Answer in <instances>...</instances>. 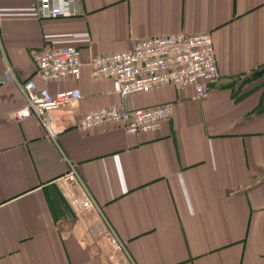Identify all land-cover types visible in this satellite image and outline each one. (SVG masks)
<instances>
[{
	"label": "crops",
	"instance_id": "crops-1",
	"mask_svg": "<svg viewBox=\"0 0 264 264\" xmlns=\"http://www.w3.org/2000/svg\"><path fill=\"white\" fill-rule=\"evenodd\" d=\"M34 0H0V73L82 97L53 112L47 137L14 80L0 84V264H264V0H73L72 16L37 18ZM212 34L221 77L206 97L157 86L127 100L92 79V56L140 39ZM75 46L79 79L33 77L35 51ZM173 103L156 131L113 124L84 132L82 115ZM68 163L128 251L90 236L56 181ZM88 217V216H87ZM130 257V258H129Z\"/></svg>",
	"mask_w": 264,
	"mask_h": 264
},
{
	"label": "built area",
	"instance_id": "built-area-1",
	"mask_svg": "<svg viewBox=\"0 0 264 264\" xmlns=\"http://www.w3.org/2000/svg\"><path fill=\"white\" fill-rule=\"evenodd\" d=\"M34 2V15L37 18L45 20L73 15L70 8L73 0ZM212 37L210 33L189 35L184 32L164 37H148L135 41L133 47L126 52L92 56L87 66L90 67L92 79L98 82L110 80L113 92L121 99L127 100L135 93L169 85L180 88L189 85L196 90L198 98L206 97L221 77ZM33 55L36 68L33 77L45 84L60 82L67 77H80L83 63L80 50L75 46L43 47ZM10 80L17 83L20 93L25 96V105L21 110L14 111V118L21 122L24 118L33 116L41 122L50 139H55L58 135L53 112L75 103L83 95L78 88L52 94L45 87H37L31 77L18 82L10 71L0 73V84ZM172 113L173 103L170 102L143 109H127L123 104H116L85 113L77 122L76 128L88 132L99 125L113 124L124 129L127 134L144 133L156 131L163 121L172 117ZM56 184L88 232L95 234L98 231L103 238L100 241H104L112 251L125 252L128 256L124 243L117 237L112 224L106 220L101 206L89 192V187L77 173L73 163H68L66 175L59 177Z\"/></svg>",
	"mask_w": 264,
	"mask_h": 264
},
{
	"label": "rangeland",
	"instance_id": "rangeland-1",
	"mask_svg": "<svg viewBox=\"0 0 264 264\" xmlns=\"http://www.w3.org/2000/svg\"><path fill=\"white\" fill-rule=\"evenodd\" d=\"M96 230H98V228ZM90 236L96 240L102 238V234L98 233V231H96L95 234H90Z\"/></svg>",
	"mask_w": 264,
	"mask_h": 264
},
{
	"label": "water",
	"instance_id": "water-1",
	"mask_svg": "<svg viewBox=\"0 0 264 264\" xmlns=\"http://www.w3.org/2000/svg\"><path fill=\"white\" fill-rule=\"evenodd\" d=\"M254 75L257 77H261V75H264V67L260 71L255 72Z\"/></svg>",
	"mask_w": 264,
	"mask_h": 264
}]
</instances>
